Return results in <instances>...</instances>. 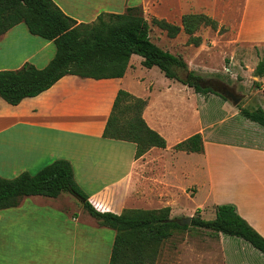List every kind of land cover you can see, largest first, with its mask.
<instances>
[{
    "label": "crops",
    "instance_id": "1",
    "mask_svg": "<svg viewBox=\"0 0 264 264\" xmlns=\"http://www.w3.org/2000/svg\"><path fill=\"white\" fill-rule=\"evenodd\" d=\"M54 1L79 23L93 22L102 12H118L114 7H122L124 12L130 6H141L145 15L178 25H182L185 14L205 13L221 25L231 26L232 41L239 46L231 52L232 77L242 76L239 82L244 85L253 82L259 97L256 106L264 109V76L248 78V71H254L264 56V0H139L135 4L126 1L122 6L119 0H98L89 11L82 7L92 0ZM20 24L1 35L0 42L10 38ZM177 37L172 46L175 49ZM13 38L14 48H9L12 54L0 70L17 69L26 62L42 68L55 55L54 42L44 38V43L32 52L17 55V39ZM200 45L202 51L205 44ZM192 48L190 44L184 50ZM137 55H132L121 78L68 74L16 105L0 96V175L14 178L22 172L36 174L51 162L65 158L73 165L78 185L100 211L121 214L128 208L170 207V217L178 219L183 216L177 209L178 198L197 200L191 212L200 213L210 205L215 213V205L233 203L264 236V148L213 141L205 136L200 119L198 131L204 134V151L176 150L175 145L193 132H185L175 114L156 108L155 83L140 75L146 67L143 57ZM154 67L147 68V72ZM188 67L197 69L190 63ZM167 78L168 90L179 84L190 88L198 98L192 86ZM121 88L148 100L143 116L165 137V148L154 146L136 157L134 142L103 136ZM222 108L225 113L232 112L226 102ZM83 203L78 196L63 192L58 197L24 196L18 206L0 210V264H109L116 232L101 225ZM231 238L201 227L177 230L165 242L157 262L259 264L241 248L244 244ZM165 257L168 262H164Z\"/></svg>",
    "mask_w": 264,
    "mask_h": 264
},
{
    "label": "trees",
    "instance_id": "2",
    "mask_svg": "<svg viewBox=\"0 0 264 264\" xmlns=\"http://www.w3.org/2000/svg\"><path fill=\"white\" fill-rule=\"evenodd\" d=\"M25 23L30 33L53 41L56 52L45 67L26 62L17 69L0 70V96L16 105L26 97L37 96L68 74L81 77L121 78L125 75L133 54L143 57V65L157 66L169 78L195 88L197 92H214L203 87V77L190 70L186 60L166 50L151 38V22L141 6H130L124 12H102L95 21L79 23L54 0H0V36L14 26ZM152 24L175 38L182 31L190 44H202L197 34L202 26L219 29V21L205 13H188L182 25L164 18L152 17ZM222 28V27H221ZM185 71L187 77L181 76ZM256 76H264V57L259 61ZM227 100V98H225ZM148 100L121 88L115 98L103 136L136 144V157L152 147L165 148L167 140L151 128L143 112ZM242 114L264 128V109L243 108ZM176 150L203 152L202 132H196L174 147ZM68 192L81 198L84 208L103 226L115 230L116 236L109 264H159L165 242L175 231L195 227L210 229L212 234L238 236L250 242L264 254V236L239 212L233 203L215 205V217H192L191 224L181 225L170 217L171 208H128L121 214L98 210L78 185L72 163L57 159L36 174L22 172L14 178L0 175V210L18 206L28 195L58 197Z\"/></svg>",
    "mask_w": 264,
    "mask_h": 264
},
{
    "label": "rangeland",
    "instance_id": "3",
    "mask_svg": "<svg viewBox=\"0 0 264 264\" xmlns=\"http://www.w3.org/2000/svg\"><path fill=\"white\" fill-rule=\"evenodd\" d=\"M126 1L132 2V4L139 2V0H119L117 3L122 6ZM97 2L98 0H92L90 4H86V7L82 8L89 11ZM74 3L79 4L77 2ZM80 5L83 6L82 4ZM114 8H117L118 12H123L121 11L123 10L121 9L122 7ZM143 11L145 13L144 8ZM145 17L151 22L150 35L152 40L175 55L176 53L181 54L186 62L190 63L194 69L197 67V73L203 77L200 82L202 81L204 86H215V88H218V84L214 85L209 83L210 79H217L236 86V90L245 94L243 100L235 106L231 101L226 100L214 92H197L193 87L194 92L198 94L199 99H196V97L192 95L190 88L181 87L179 84L168 90L167 86H165V79L168 80V78L164 73L158 67H154L151 70L149 69L147 72L148 67H146L140 72V75L146 76L147 82L152 79L155 83L156 91L154 98L156 108L162 109L161 112L167 114H175L177 119L182 121L185 132H193V134L199 132L198 127L201 125L200 123L202 120L203 126L205 127V136L213 141L247 147L264 148V128L242 114L243 108L254 109L257 107L256 103L259 97L258 94L254 92L256 86L253 82H250L247 85L239 82V79H242V76H239V79L232 77L233 66L231 64V52L239 47L232 41L234 37L232 27L225 24L221 25L220 22L219 29L217 30L210 26H202L197 32V34L202 37V43L205 44V48L202 51L200 50L202 46H197L195 44H192V50H184V47L190 45V43L188 42L189 36L182 31L179 37H177L178 49H175L172 47L175 44L174 38L169 37L166 31L152 24V14H149L148 16L145 15ZM16 33L18 36L15 35ZM13 37L17 39V55L32 52L38 46H41V44L44 43L43 41H45L42 37L31 34L25 23L20 24L11 32L10 38L3 39L0 42V66L1 64L6 63L9 60V55L12 54V51L10 52L9 48H14L15 43ZM247 48L248 46H246L245 49ZM252 52L256 54L254 49H252ZM136 57L141 58L140 55H137ZM263 57L264 56H262V58ZM248 73V78L252 80L255 75V70H250ZM180 74L183 77H187L185 71H181ZM225 102L228 107L232 109V112L225 113L226 111L222 108V104ZM168 110H170V112H168ZM199 112L201 113V116H199ZM228 155L230 158L233 157L232 154ZM200 197L201 196L197 198L198 201L200 200ZM196 202L197 200L190 198H178L177 209L179 212H183V216H179L178 219L188 216L193 217L195 215H199L205 219H212L215 217L213 211L214 206L212 205L206 208L203 213H200L199 211L191 212V210H194ZM190 227L196 229L195 226L190 225ZM193 236L196 235L193 234ZM230 237H232L231 241L244 244L245 246H241V248L246 249V252L250 253L255 261L259 264H264V254L255 248L250 242L238 236ZM163 260L164 262H168L169 259L165 257Z\"/></svg>",
    "mask_w": 264,
    "mask_h": 264
},
{
    "label": "water",
    "instance_id": "4",
    "mask_svg": "<svg viewBox=\"0 0 264 264\" xmlns=\"http://www.w3.org/2000/svg\"><path fill=\"white\" fill-rule=\"evenodd\" d=\"M201 86H204V83L201 81L199 82ZM208 85V84H207ZM215 91H217L218 93H220L221 95H223L225 98H227V100L231 101L233 103V105L237 106L244 98L245 94L238 91V90H233L232 88H230L228 85H221L218 86V88H215V86H211ZM176 221L181 224V225H185V224H190L192 221V216H188V217H184L181 219H176Z\"/></svg>",
    "mask_w": 264,
    "mask_h": 264
},
{
    "label": "flooded vegetation",
    "instance_id": "5",
    "mask_svg": "<svg viewBox=\"0 0 264 264\" xmlns=\"http://www.w3.org/2000/svg\"><path fill=\"white\" fill-rule=\"evenodd\" d=\"M209 80V79H208ZM209 83H212V84H218V86H223V85H228L230 88H232L233 90H236V86L232 85V84H229V83H225L221 80H217V79H210Z\"/></svg>",
    "mask_w": 264,
    "mask_h": 264
}]
</instances>
